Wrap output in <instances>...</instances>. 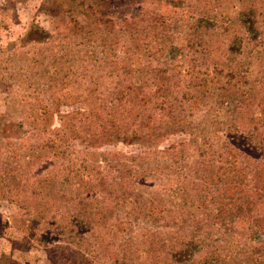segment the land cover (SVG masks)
Here are the masks:
<instances>
[{
    "label": "trees",
    "instance_id": "trees-1",
    "mask_svg": "<svg viewBox=\"0 0 264 264\" xmlns=\"http://www.w3.org/2000/svg\"><path fill=\"white\" fill-rule=\"evenodd\" d=\"M64 1L80 7L81 19L70 7L64 22L69 32L82 35H78L79 39L76 37L77 42L73 45L55 46L52 34L39 25L31 26L26 43L12 44V49L30 46L33 51H27L29 56L25 62L45 76L42 84L33 83L30 78L19 79L16 83L25 81L21 90L26 91L23 96L27 95L31 103H35L46 89L63 83L65 78L71 80L70 76L77 73L73 67L76 60L87 62L93 58L90 50L76 49L85 46L86 35L106 39L110 34L112 42L105 46L107 49H101L112 63L108 76L102 78L106 79L104 84L108 91L97 97L89 109L78 107L66 116L59 114L61 122L48 129L42 121L53 117L50 108L43 103L34 108L35 136L44 137L38 150L33 148L35 154H28L24 163L20 159L24 158L26 146L20 137H1L4 122L0 121V200H11L19 208L26 209L23 198L26 187L23 189V186L48 185L56 180L60 188L58 197L63 205V211L55 218L57 228L61 229L58 242L65 241L62 250H67L68 243L81 244L76 236H88L73 228L77 219L83 227H89L91 234H98L95 227L100 228L99 223H105V216H111L115 211V206H100L99 210L93 211L94 202L105 200L96 195L104 188L105 194L120 195L121 200L109 199L117 202L116 206L122 202L127 209L126 216H133L136 222L142 218L149 221L147 224L157 226L167 220L166 215L178 218L164 233L148 225H138L133 235H127L134 239L130 245L120 244L126 253L121 256L117 252L115 264H122L121 258L123 264L142 258L145 260L137 264L156 263L161 258H165L163 262L167 264L169 257V264H264V69L259 71L255 65L261 58L259 46L263 45L264 49V36L257 27L253 29L242 21V25L247 24L249 33L244 48L225 50L221 57H216L208 46L203 47L205 50L195 47L197 27L209 30L213 24L201 18L177 32L164 30L161 42L155 47H142L136 41L134 19H108L84 9L81 0ZM158 4V17L155 13L149 17V23L154 27L157 22L161 26L167 22L164 17L170 12L167 8L173 7L168 0H158ZM251 13L255 18L254 7ZM101 81L91 80V92L98 90ZM6 84L11 86L13 82L8 80ZM11 89L20 95L17 89ZM71 120L77 123L76 127L70 126ZM190 121L207 122L208 125L199 134L204 138L202 154L197 153L199 147L192 151L194 163L204 168L201 177L196 179L203 185V196H188L189 191L181 186L169 193L165 190L168 198L155 195L154 199L141 202L142 189L149 191V185L131 176V171L138 166V157L130 153L125 158L127 179H120L114 186L115 183L103 173L102 168L118 157H114L116 153L112 150L100 152L102 147L140 145L145 148L142 153L150 154V150L157 148L159 137L185 133ZM228 132L244 136L249 146L252 144L262 152L261 157H253L236 148L230 142ZM71 141L76 147L68 146ZM174 149L173 145L162 149V157L171 165L176 161ZM7 150L10 151L7 153ZM50 156L57 160V167L53 169L56 173L42 179L43 171L38 165ZM87 156L93 158L91 165L85 160ZM71 181V191L65 193L62 188L69 187ZM197 217L200 219L195 225L188 224L189 218ZM111 232L115 235L113 229ZM191 245L193 252L181 256L178 247ZM158 248L168 249L169 257H158ZM149 249L153 250V255L149 256ZM136 252L138 256H135ZM144 253L146 257L142 256ZM12 264L18 263L12 261Z\"/></svg>",
    "mask_w": 264,
    "mask_h": 264
},
{
    "label": "rangeland",
    "instance_id": "rangeland-1",
    "mask_svg": "<svg viewBox=\"0 0 264 264\" xmlns=\"http://www.w3.org/2000/svg\"><path fill=\"white\" fill-rule=\"evenodd\" d=\"M81 1L84 9L94 11L102 17L108 19H120V17L134 19L136 41L142 47H155L157 43L161 42L164 30H168L167 33L177 32L184 25L201 18L208 19L209 23L213 24L209 30H206L205 27H197L198 32H195L196 37L194 39L195 47L203 49V47L208 46V49L216 57H221L225 50L237 51L244 48V45L248 42L247 24L253 29L257 27V30L264 36V0H168L173 7L167 8L170 10L164 16L167 22L163 26L157 22L155 27L149 23V17L154 13L155 17H158V0ZM70 7L74 10V15L81 19V13H78L80 7L68 5L64 0H0V121L4 122L1 137L5 136V139L7 137L13 138V136L20 137V141H23L27 150L23 153L24 158L20 159L23 163L26 162L28 154H35L33 148L38 150L37 146L42 143L44 137L36 138L35 136L36 132L32 124L34 108L39 107L40 103L50 108L53 117H47L42 121V124L46 125L48 129L61 122L59 114L66 116L78 107L89 109L92 107V103L98 100L97 97L105 95L108 91L104 84L106 79L102 80V78L108 76L112 69V63L109 56L101 53V49L112 42V35L110 34L107 35L106 39H100L93 34L86 35L88 39H86L85 46L75 48L77 50L84 48L90 50L94 55L93 58L87 62L76 60L73 67L77 73L70 76L71 80L65 78L64 82L67 81V83H58L46 89L43 96L35 99V103L32 104L31 98L27 95L23 96L26 91L21 90L25 87L23 85L25 81L22 80L20 83H16L19 79L30 78L33 83L42 84V78L45 76L35 66L25 62L26 57L29 56L27 51H33L30 46L12 49V44L26 43V36L31 26L39 25V27L47 30L49 34H52L55 39V46L73 45L75 41L77 42L76 37L79 39L78 35H82L69 32L64 22L68 17ZM252 7L255 9V18L251 16ZM162 19L164 20V18ZM242 21L247 23L246 26L242 25ZM35 35H38V33ZM262 46L260 45L258 50L261 58L257 62L250 58V61L255 62L259 71L264 69V49H262ZM218 47H221V50L218 51ZM104 49H107V47ZM92 79L102 80L98 85V90L93 92H91L93 89ZM8 80L12 81L14 86H7ZM30 83L27 82V84ZM12 87L17 89L20 95L12 92ZM20 121L22 123H19ZM17 123L21 126L20 128ZM75 124L77 123L73 120L70 121L71 127H76ZM191 127L195 129H191ZM207 128V122L190 121L185 128V133L167 134L159 137L156 143L157 148L153 151L150 150V154L142 153L145 148L140 145L129 147L123 145L104 146L100 149V152L112 150L116 153L114 157L118 158L111 160L110 165L103 167V173L107 174L112 183H115L114 186L117 185L120 179H127L129 174L125 168V158L126 154L130 153L133 157H138L136 160L138 166L131 171V176L135 180L140 179L142 183L149 185V191L145 192V189H142L141 202L154 199L153 196L155 195H157V198L161 196L164 199L167 197L164 194L165 190L169 193L170 190L172 191L181 186L189 191L188 196L194 198L203 196V185L196 182V179L201 177L204 168L199 167L198 163H194L192 151L195 152L196 147H199L200 151L197 153L202 154V148L205 147L201 142L204 138L199 134ZM47 134L49 133L47 132ZM227 134L230 142L236 148L239 147L253 157H261L262 152L255 149L252 144L249 146L244 136L230 135V132ZM194 142L197 144H194ZM170 145L175 146L174 151L176 153V161L172 165L162 157V149ZM68 146L76 147V144L71 141ZM9 151L7 150V153ZM108 158L111 157L108 156ZM10 159L12 162L14 161L12 158ZM45 159L38 165L39 170L43 171L42 176H40L42 179L44 176L53 177L56 173L53 169L58 164L52 156ZM85 160L91 165L93 158L87 156ZM72 185L71 181L69 187L67 185L62 190H66L65 193H67L71 191ZM23 189L26 209L19 208L17 203L11 200H0V264H12V261L18 264H115L114 259L117 258L118 253L121 256L126 253V249L122 248L120 244L126 242L127 247L130 245L134 239L127 238V235H133L138 225H148L164 233L172 221L174 223L178 219L166 215L167 220L158 223L157 226L147 224L149 221L142 218L136 222L133 216H126L127 209L122 202H119L116 206L117 202L113 201L114 199L121 200L120 195L110 196L103 193L102 189L104 188H102L96 195L103 197L105 200L101 203L94 202L93 211L95 209L99 210L100 206H115L116 208H113L115 211L111 216H105V219H103L105 223H99L100 228L95 227L98 234H91L89 227H83L77 219V222L73 223V228L85 232L88 236L86 238L76 236L81 244L78 246L75 243H68L70 246L66 248L67 250H62L65 241L58 242V239L61 238L59 234L61 229L57 228L55 220L63 211L61 198L58 197L60 188L57 181L52 180L48 185L44 183L39 185L26 184ZM92 193L94 196L95 192L92 191ZM49 208L50 210H48ZM44 211L45 213L41 214ZM45 215L47 216L44 217ZM189 219L188 224L195 225L200 217ZM135 223L138 224L135 225ZM111 229H113L115 235L112 234ZM97 235L102 238L98 239ZM50 238L52 240H49ZM77 239L76 241H78ZM192 247V245L185 248L179 246L178 250L182 251L180 255H186V253L189 255L193 252ZM152 251L149 249V256L154 254ZM128 252L131 253V250L128 249ZM167 252L168 249H157L158 257H169ZM136 254L135 256H138V252ZM200 254L196 257H199ZM142 256L146 257V253ZM155 258L153 256V259ZM167 259V264H169L171 262L170 257ZM142 260L145 259H139V261ZM163 261H166L165 258L149 264H164ZM119 262L123 264L122 258L119 259ZM138 262L130 264H137Z\"/></svg>",
    "mask_w": 264,
    "mask_h": 264
}]
</instances>
